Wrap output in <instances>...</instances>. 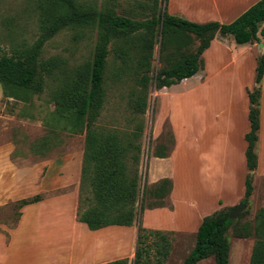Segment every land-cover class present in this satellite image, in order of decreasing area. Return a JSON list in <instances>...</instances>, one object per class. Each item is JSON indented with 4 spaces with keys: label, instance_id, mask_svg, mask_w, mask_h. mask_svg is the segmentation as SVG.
<instances>
[{
    "label": "trees",
    "instance_id": "16d2710c",
    "mask_svg": "<svg viewBox=\"0 0 264 264\" xmlns=\"http://www.w3.org/2000/svg\"><path fill=\"white\" fill-rule=\"evenodd\" d=\"M158 2L153 0L148 16L135 18L117 13L113 7H97L82 0H35L39 28L37 38L31 44L17 45L9 54L0 56V83L4 97L27 101L32 94L42 91L46 76L57 78L51 97L56 120L65 121L64 128L70 133L85 131L77 219L90 229L107 225H132L145 204L143 198L139 209L136 205L139 196L136 164L141 150L143 123L138 122L130 132L107 130L94 125L105 99L104 81L110 51H113L118 62L113 75L119 77L129 71L135 80L130 91V106L136 113L144 114L151 80L155 89H159L194 75L203 67L202 53L217 33L231 36L237 44L259 42L264 38V0L256 1L229 23L191 21L168 13L166 5L158 8ZM67 27L76 30L88 28L96 32L92 57L71 69L65 67V61L60 56L40 57L44 44ZM157 42L160 43L163 66L152 77L151 61ZM263 73L264 52H260L255 67L257 85L248 89L250 130L245 133L248 171L245 197L242 200L244 203L251 195L253 172L257 167L255 146L258 140L260 82ZM52 126L49 134L42 138L43 150L57 138H54V134L58 127ZM168 149L166 144L157 143L154 153L165 155ZM85 186H88L89 195L82 196ZM149 188L145 199L154 196L160 203L145 206L164 205L171 180L161 179ZM41 198V194H35L14 203L22 208ZM231 208L222 207L203 217L195 234L194 245L181 264H196L209 256H213L214 264H229L230 242L227 232L230 227H233L238 237H254L248 264H264V204L254 214L253 224L240 226L229 216ZM152 233L160 234L157 244L162 254L166 253L168 240L165 233L169 232L148 229L139 224L132 264L146 263L142 255L148 249L145 240ZM104 264H129V260L120 258Z\"/></svg>",
    "mask_w": 264,
    "mask_h": 264
},
{
    "label": "rangeland",
    "instance_id": "374dc122",
    "mask_svg": "<svg viewBox=\"0 0 264 264\" xmlns=\"http://www.w3.org/2000/svg\"><path fill=\"white\" fill-rule=\"evenodd\" d=\"M82 1L95 4L97 7L104 5L113 7L117 13L135 18L148 16L153 3V0ZM158 1V8L160 9L167 2V0ZM38 34V11L35 7V0H0V56L4 53L9 54L12 48L17 45L31 44ZM95 38L96 32L88 28L83 30L63 28L44 44L40 57L45 59L53 55L60 56L65 61V67L71 69L76 64L92 57ZM195 43H197V40ZM240 51L239 48L233 49V52L239 53ZM224 53L222 50L219 52L213 50L207 54L205 64L213 75L212 80L208 82L206 87L191 91L183 96L182 101L176 96L157 97V89H155L153 80H151L146 110L144 114H139L131 108L129 103L130 91L135 84V80L130 76L129 71L120 74L119 77L113 75L118 62L114 58L113 51H110L107 57V70L104 81L105 99L100 115L94 125L104 127L107 130L130 132L136 128L138 122L143 123V133L140 137L141 150L136 164L139 175V196L136 204L138 209L143 198L145 204L160 203L159 200L154 198L148 197V199H145L147 192L150 190L146 179L152 145L153 143H164L167 148L171 147V132L168 123L164 126L162 136L157 138L156 142L154 141L152 129L159 105H162L163 109L168 107L173 109L172 126L175 125L173 128L175 129L176 139L181 142L180 150L173 157L175 183H177L178 189L181 188L182 190L176 197V205L181 217L179 223H183L185 226L189 224L187 221L193 219L198 212L208 209L202 203L203 196L209 194L212 190L211 183L204 184L203 180L198 178L200 162L197 161L198 156L189 150V147L192 148L195 144L192 143L189 146L187 141L182 140L185 139L184 134L187 133L186 129L189 128L191 120H196L195 124L198 123V128L201 129L200 133L202 134L199 133V139H202V137L205 139L206 151L211 152L207 155L217 162L216 164L220 165L216 178L220 184H217L214 189L220 188V191L226 190L227 194L232 193L233 187L236 186L233 172L234 174L236 172L241 173L246 169L244 156H241L240 159L231 160V154H233L232 148L235 154L234 147L244 144V138L240 135L242 129L247 127L248 117L244 113L246 102L242 86H249L248 89L251 90L257 85L255 82V67H251L252 58H248L247 60L250 62L247 61L245 65H241L240 61H237L224 66L222 60ZM255 62L257 63V57ZM162 66L160 43L157 42L153 48L150 75L153 77ZM56 79L52 76H46L42 91L32 94L27 101L4 97L0 83V145L11 144L13 146L12 151L8 154L9 156L5 160L0 159V170L5 171L3 182L7 185L6 189L12 185L11 173L15 168H32L37 163L38 156L36 154L44 151L41 145L42 138L49 134V130L53 128L52 125L58 127L56 128V134H54V138L57 136L55 141L58 147L52 153V158L65 156L72 147L79 148L82 146L83 135L70 133L64 128L63 122L65 121L59 122L54 116V102L51 97L57 85ZM178 106L179 108L183 107L184 114L181 113L180 109L177 111ZM236 108L238 111L240 110V113L236 111ZM202 117L205 118L206 122L204 120L202 123L199 119ZM130 165L131 167L134 166L131 161ZM39 176V173L35 175V183H37ZM33 183L29 181L24 190H18L22 191L19 193L14 191L12 193H8V191L0 193V231L7 232L16 225L21 208H18L14 202L20 198L35 195L37 190L32 187ZM252 185L253 189L251 195L247 198L245 208L233 217L238 226L246 223L253 224L254 214L264 204V177L255 178L253 172ZM85 189L82 191V196L89 195L88 186H85ZM67 190L68 188L60 187L45 192L42 196L66 192ZM233 197L234 195L231 198ZM244 197L240 198L237 203L242 202ZM192 199H196L194 202H197V204L199 202V205L192 202ZM184 200L187 201L184 202ZM145 204L143 209L147 207ZM60 205L68 207L67 203H61ZM61 212H65L61 214V218H69L68 210L62 209ZM151 212V210H147L145 213V222L152 219L154 225L171 223V215H167L166 212L157 214ZM184 214L188 216L186 222H183ZM159 219L161 222H158ZM56 220H59V218L53 216L50 220L44 222H56ZM139 221H141V214L138 215L136 223ZM165 236L168 240V248L166 253L162 254L161 248L157 244L160 234H148L145 240L148 249L142 255L146 260L144 264H181L195 242V236L189 232H169L165 233ZM227 237L230 242L229 264H248L254 237L252 235L238 237L234 234L233 227L229 228ZM132 263L133 259L129 261V264ZM196 264H214V258L209 256Z\"/></svg>",
    "mask_w": 264,
    "mask_h": 264
},
{
    "label": "crops",
    "instance_id": "0c3cea01",
    "mask_svg": "<svg viewBox=\"0 0 264 264\" xmlns=\"http://www.w3.org/2000/svg\"><path fill=\"white\" fill-rule=\"evenodd\" d=\"M256 1L258 0H167L166 10L170 14L195 22L215 20L221 23H229ZM237 48L241 51L239 53L233 52V49ZM213 50L215 52L221 50L225 52L222 58L224 66L237 61H240L241 65H245L248 61L247 59L252 58L251 67H256L255 59L257 55L260 52H264V38L259 42L237 44L231 36H222L217 33L211 40L209 47L202 53L203 67L194 75L183 78L178 83L157 89V97L176 96L181 100L189 92L206 87L208 82L212 80L213 75L207 69L205 61H207V54ZM242 83L246 84L245 82ZM260 84L259 130L255 146L257 153V167L254 170L255 178L264 177V73ZM248 87L242 86L246 102L244 113L247 117L249 111ZM179 109L184 114L183 107L179 108L178 106L177 111ZM236 111L240 113L237 108ZM173 113V109L170 107L163 109L162 105L158 106L152 129L154 141L156 142L157 138L161 137L164 126L168 123L173 136V143L167 153L161 156L155 155L156 143H153L146 179L148 187L154 186L164 178L171 180V188L164 198L166 204L145 207L139 213V216L141 214V221L132 225H107L97 229H90L86 223L77 219L85 131L78 133L84 137L82 146L79 148L72 147L65 156L51 157L54 150L58 147L57 142L52 140L43 152L36 154L38 160L32 168H15L13 173H11L13 181L10 188L6 189L7 185L3 182L5 171L0 170V193L4 191H8V193L13 191L22 192L18 190H24L29 181L34 182L32 187L37 190L36 194H41V196L45 192H50L60 187L68 188L66 192L42 196L40 200L24 205L20 209L16 225L9 229L8 233L0 231V264H104L120 258H128L130 261L135 256L139 224L148 229L163 232H189L195 236L198 226L205 215L222 207L234 206L245 193V177L248 171L245 156L247 146L245 133L250 130L249 119L247 118V127L242 129L240 135V137L244 138V144L234 147L235 154L232 148L233 154H231V160L240 159L241 156H244L246 169L241 173L236 172L234 174L233 172L236 186L233 187V191L230 194H227L226 190L220 191V188L214 189L217 184H220L216 179L220 165L216 164L217 162L207 155L211 154V152L206 151L204 146L205 139L203 137L199 139L200 128H198V123L195 124L196 120H191L189 128L186 129L187 133L184 134L185 139L182 140L187 141L189 146L192 143L195 144L192 148L188 147L191 153L198 156L197 161L200 162V165L197 163L200 167L198 178L203 180L204 184L211 183L212 190L209 194H204L203 196L204 200L202 203L208 209L198 212L193 219L187 221L189 224L184 226L183 223H179L181 222L179 221L181 217L176 205V197L182 190L181 188L178 189L177 183H175L173 157L180 150L181 142L176 139L175 129L173 128L175 125L172 126ZM217 114L219 115V113ZM199 119L202 123L205 120L204 117ZM203 130L205 131V129ZM11 146V144L0 145V159L5 160L9 156L8 154L13 148ZM37 173L40 176L37 183H35V175ZM233 195L234 197L231 198ZM149 198H154V196H149ZM195 200L192 199V202ZM186 201L184 200V202ZM61 203H67L68 207L60 205ZM194 203L199 205V202L198 204L197 202ZM169 204L171 207H169ZM62 209L68 210L69 218H61V214L65 213L61 212ZM147 210H151V213L154 214L166 212L167 215H171V223L154 225L152 219L145 222L144 218ZM53 216H56L59 220H56V222H44L45 220H50ZM187 217L185 214L183 215V222H186ZM158 222H161V220L159 219Z\"/></svg>",
    "mask_w": 264,
    "mask_h": 264
},
{
    "label": "water",
    "instance_id": "95a60500",
    "mask_svg": "<svg viewBox=\"0 0 264 264\" xmlns=\"http://www.w3.org/2000/svg\"><path fill=\"white\" fill-rule=\"evenodd\" d=\"M245 203L244 202H239L236 205L232 206L229 212V216L231 218L235 217L240 211H242L245 208Z\"/></svg>",
    "mask_w": 264,
    "mask_h": 264
},
{
    "label": "bare ground",
    "instance_id": "6f19581e",
    "mask_svg": "<svg viewBox=\"0 0 264 264\" xmlns=\"http://www.w3.org/2000/svg\"><path fill=\"white\" fill-rule=\"evenodd\" d=\"M196 132H197V130H196ZM201 132V129H200V131H199V133ZM200 134H202V133H200Z\"/></svg>",
    "mask_w": 264,
    "mask_h": 264
}]
</instances>
